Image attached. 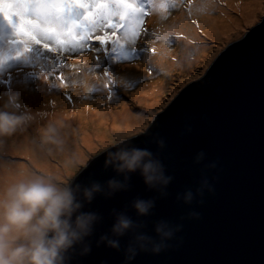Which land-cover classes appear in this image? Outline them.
Instances as JSON below:
<instances>
[{
	"label": "water",
	"instance_id": "water-1",
	"mask_svg": "<svg viewBox=\"0 0 264 264\" xmlns=\"http://www.w3.org/2000/svg\"><path fill=\"white\" fill-rule=\"evenodd\" d=\"M186 121L193 131L181 138ZM157 134L166 140L162 159L175 179L169 198L157 202L149 232L154 235L156 221H178L192 210L202 219L185 222L181 247L159 257L142 255L136 264H264V17L240 41L216 55L153 117L146 131L130 139L155 154L158 148L151 141ZM201 151L207 155L206 163L219 162L218 172L211 174L219 175L215 195L206 196L202 207L177 205V194L195 189L200 180L202 166L194 167L193 160ZM103 160V154L95 157L76 180L110 178L103 172ZM132 182L131 193L107 202L98 198L93 204L92 210L105 216L102 231L111 227L112 208L122 210L137 196L156 195L147 191L139 176ZM130 215L135 219L134 212ZM82 264H122V256L93 245Z\"/></svg>",
	"mask_w": 264,
	"mask_h": 264
},
{
	"label": "rangeland",
	"instance_id": "rangeland-1",
	"mask_svg": "<svg viewBox=\"0 0 264 264\" xmlns=\"http://www.w3.org/2000/svg\"><path fill=\"white\" fill-rule=\"evenodd\" d=\"M192 7L190 15L184 0V6L170 9L166 15L152 12L145 17L140 35L129 46L137 55L120 62L103 51L51 53L39 45L21 56L23 45L14 28L0 18V62H4L0 97L19 95L20 112L38 114L41 125L51 113H59L66 138L65 151L55 156L38 149L27 153V158L12 155L16 150L24 152L26 138L36 137L37 125L33 124L26 134L6 141V154L0 161L23 164L39 174H43L40 169L62 173L75 156L90 163L112 139L146 131L153 117L194 82L216 55L240 41L264 17V0H196ZM201 7L203 11L198 10ZM92 43L93 49L101 48L95 40ZM153 47L155 53L150 51ZM59 56L64 58L63 65ZM82 68L89 75L101 76L99 86L92 82L90 89L73 87V79L83 78ZM106 72L124 81L113 85L111 100L109 89L102 87ZM61 76L66 78V87L59 84Z\"/></svg>",
	"mask_w": 264,
	"mask_h": 264
},
{
	"label": "clouds",
	"instance_id": "clouds-1",
	"mask_svg": "<svg viewBox=\"0 0 264 264\" xmlns=\"http://www.w3.org/2000/svg\"><path fill=\"white\" fill-rule=\"evenodd\" d=\"M80 72L83 78L73 79V87L90 89L92 82L99 86L98 75H89L83 68ZM19 100L17 94L7 99L0 97V157L6 154V141L26 134L33 124L37 125L36 137L26 138L24 152L16 150L12 155L27 158V153L37 149L49 156L63 153L66 138L62 116L53 112L41 125L38 114L20 112ZM192 131L191 123L186 121L181 138L190 136ZM151 142L158 148L155 154L127 137L114 138L104 145L100 150L104 155L103 172L111 175L103 181L94 177L87 182L76 180L89 162L79 156L73 157L71 167L65 166L62 173L40 169L43 174H39L26 165L0 161V264H82L91 256L93 245L120 254L122 264H136L142 255L159 257L181 247L185 222H198L202 216L192 210L178 221L161 219L152 226L154 235L149 232L148 221L157 202L169 198L168 189L175 179L168 174L162 159L166 140L157 134ZM206 160L203 151L195 156L193 166H202L200 180L195 189L177 194V205L202 207L206 196L215 195L219 175L211 174L218 172L219 162ZM134 176H139L147 191L156 195L148 199L137 196L122 210L112 208L108 217L111 227L102 231L105 216L93 211V204L98 198L107 202L131 193Z\"/></svg>",
	"mask_w": 264,
	"mask_h": 264
},
{
	"label": "snow or ice",
	"instance_id": "snow-or-ice-1",
	"mask_svg": "<svg viewBox=\"0 0 264 264\" xmlns=\"http://www.w3.org/2000/svg\"><path fill=\"white\" fill-rule=\"evenodd\" d=\"M195 2L187 0L190 15ZM182 6L184 0H0V18L14 28L18 42L23 45L21 56L39 45L51 53L103 51L105 55L114 54L120 62L130 61L137 55L129 46L140 35L145 17L152 12L166 15L170 9ZM93 40L100 49H93ZM150 51L155 53L156 49L153 47ZM58 61L63 65V56ZM3 63L0 62V67ZM98 78L101 80V76ZM103 78L102 87L109 89L108 100H111L113 85L124 81L107 72ZM65 80V76L59 77L60 86H67L63 83Z\"/></svg>",
	"mask_w": 264,
	"mask_h": 264
}]
</instances>
